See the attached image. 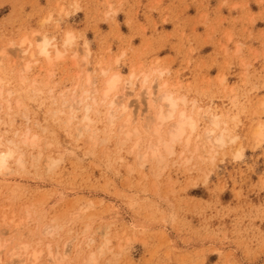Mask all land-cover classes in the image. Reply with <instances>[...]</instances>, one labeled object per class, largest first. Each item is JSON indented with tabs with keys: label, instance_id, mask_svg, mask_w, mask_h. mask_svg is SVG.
I'll use <instances>...</instances> for the list:
<instances>
[{
	"label": "rangeland",
	"instance_id": "374dc122",
	"mask_svg": "<svg viewBox=\"0 0 264 264\" xmlns=\"http://www.w3.org/2000/svg\"><path fill=\"white\" fill-rule=\"evenodd\" d=\"M44 38L62 53L51 64L37 54ZM115 74L108 102L128 112L115 106L111 123L101 99ZM150 86L196 122L160 162L141 157L172 124L147 128L168 110L149 107ZM10 149L0 264L34 253L36 264L95 253L98 264H264V0H0V152Z\"/></svg>",
	"mask_w": 264,
	"mask_h": 264
},
{
	"label": "bare ground",
	"instance_id": "6f19581e",
	"mask_svg": "<svg viewBox=\"0 0 264 264\" xmlns=\"http://www.w3.org/2000/svg\"><path fill=\"white\" fill-rule=\"evenodd\" d=\"M73 37L74 36H72V34L71 35L67 34L63 46L64 47H71L73 45ZM25 43H26V41L24 40L23 42H21V45H24ZM51 46L52 45L50 44V42H49V40L47 38H44L42 43L39 42V44L37 45V54L42 56V57H44L45 59H47L50 64L52 63V61L54 59H60L62 57V53L59 51L57 46L54 45V53H55L56 56H55V58H53L52 57V51H50V47ZM24 54L29 55V57H31V58L35 57V54L33 52L32 53H28V51H27V53H24ZM103 76H106L105 72H103ZM119 81H120V76L118 74H115V75L109 77L104 82V89L102 91V99L101 100H102L103 104H107L108 105V108H109L108 120L111 123L115 122V120H116L115 119L116 117L114 118V114L117 111V110H114L115 106H118V105L121 106V110L123 111V115L128 112V106L127 105L125 106V105H123V103H119L118 104L116 101H113V100L111 102H108V100L110 99V95L112 94V92L115 91V89L117 88V85H119ZM147 84H148V76L145 77V79L143 80V85H142L143 87L142 88H144ZM88 85L89 86L93 85V83L90 81V79H88ZM162 88L163 89L166 88V85L163 84ZM159 90H161V89H159ZM143 92H145V96L149 100V107L150 108H152L153 110L154 109L156 110V108H157L156 106L157 105L155 106V104L158 103V102H162L163 104H166L165 106L168 109L167 111H165L164 108H163V105H161V104H160V106L158 105L159 106L158 110H157V112L154 113L153 119H151V121L147 125L148 126L147 128L154 127V131L153 132H155L158 135V134L161 133V132L159 133V131L161 129L159 130L157 128V125H158L159 122H160L159 125L161 123L163 124L166 121H170L169 124H171V122H172V124L169 127L170 128L169 132L167 133L168 134V139H165L162 136H159L158 140H157V142L155 144H153V143H149L148 144L145 154L143 156H141L143 158V160H146L148 157H150L151 159H156L158 162H160L163 159V153L162 152L165 151L166 153H168L170 155H173L174 154V150H175L174 144L177 143V142H180L185 137V135L187 134L188 130L194 131L195 128H196V124H195L196 122L192 119V117H188L184 110H182V111L179 110V102H180V100L175 99L168 92H164V93L162 92L163 94L162 95L159 94L160 96L157 97L156 93H154L152 91V87L151 86L149 88H147L146 91L143 90ZM97 93L98 92L96 90H94L93 92L85 91L87 99H90V101L92 103V104H86L84 106V108H83V110L85 112V118L84 119L87 122V124L85 126V130H87V131H89L90 126L92 124V120L90 119V114L94 110L93 105L96 104L95 96H96ZM72 100L74 102V105H72V106L70 105L69 108L72 109V114L70 112V115H72L71 119L73 120L75 118V115H74L75 111L77 110V108L80 105V103H82V101L77 99V98H75V97H73ZM122 100H124V99H122ZM64 103L66 104V102H64ZM132 117L133 116H131V115H129L127 117L126 124H128V125L125 127L126 129H128L129 127H131V125H133V123H135L134 120L132 119ZM211 117H212V115H211ZM217 118H215V117L211 118L212 125H214L216 127L218 126ZM161 125H160V127L159 126L158 127L161 128L162 127ZM148 130L146 129V132L150 131V130L149 131ZM134 131H135V133L138 132V130H134ZM223 131H222V133H223ZM214 133H215V130H213V129H211V130L208 129V131L206 132V137H207V139L209 141L212 138H214L213 137ZM222 133L218 137L214 138V141H216L215 143H219V144H223L224 143L226 136L222 135ZM223 134H225V133H223ZM129 135L130 134H127V136H129ZM135 147L138 148V145L136 144ZM14 151H12L10 149L9 151H6V152H0V173L8 170L9 161L14 157V154L16 153ZM21 163H22V161H21ZM46 234H47V232H46ZM91 241L93 242L92 239H91ZM64 254H66V253H64ZM102 254H103V248H100L99 251H98V255H102ZM96 255H97L96 253L90 255L86 259L85 264H98ZM58 256H60V253L58 254ZM58 256L55 259H57ZM32 259H34V260H32ZM37 259H38L37 258V254L34 253L28 258H26L24 260H20L19 264H36ZM59 259H62L61 256L59 257ZM59 261H61V260H59Z\"/></svg>",
	"mask_w": 264,
	"mask_h": 264
}]
</instances>
